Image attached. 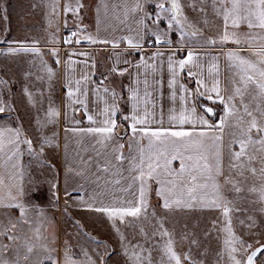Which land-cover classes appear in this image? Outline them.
I'll return each instance as SVG.
<instances>
[{
  "label": "snow or ice",
  "instance_id": "snow-or-ice-1",
  "mask_svg": "<svg viewBox=\"0 0 264 264\" xmlns=\"http://www.w3.org/2000/svg\"><path fill=\"white\" fill-rule=\"evenodd\" d=\"M52 4L55 12L59 7V0H52ZM209 6L212 13L222 19L223 28L217 38H206L203 45H219L221 49L229 43L235 45V48L228 49L224 53L229 68L233 70L230 78L232 87L225 95L218 78V65L213 64L209 72L211 74L212 69H215L217 77L211 86L203 79H196L197 87L189 89L179 83L177 67L183 71L197 59L195 53L188 50L185 58L179 61L169 56L168 66L172 74L168 81L169 99L173 104L177 98L181 102L178 114L175 108L169 109L168 122L172 127H163V117L157 119L147 108L141 114L137 89H129L128 102L131 104V110L128 114L121 112L119 101L122 97L114 89L105 87L104 96H100L99 89H93L98 101L103 100L104 107L96 114H89L88 89L86 87L82 89L79 80L75 82V88L72 87L71 81L66 85L70 111L75 114L83 110L89 126L66 127L65 132L89 136L95 141V145L101 146L104 150L115 145L112 148V159H105L103 152L96 151V156L104 161L101 163L97 160V172L110 173L111 178L106 184H111L121 195L113 192L112 203L107 205L101 200L97 206L96 197H90L93 203H88L83 197L78 203L87 210L106 216L118 237L119 255L124 257V264H154L152 252L155 249H159L162 253L159 264H185V262L204 264V260L193 257L191 248L183 254L176 251L173 233L165 226L167 216L158 215L157 207L164 213L175 210H219L223 217V227H218V222L213 220L212 229L205 233L208 236L212 230H215L225 234L222 250L217 253V264L224 258L225 252L231 264H255L256 258L264 254V244L251 250L253 246L235 234L231 214L241 209L235 208L232 201L227 200L223 195L224 185H231L236 193L242 191L240 181L235 177L244 176L245 172L264 180V0H184V2L158 0L155 7L159 12L154 18L137 0L131 11L143 13L138 21V24L143 26V35L138 32L137 38L121 39L127 40L129 48L137 51L143 50L142 41L149 32L155 44L171 43L167 32L160 33L149 29L145 23V19H151L153 24L158 25L167 16L168 29L173 32L179 31L180 43L183 44L186 38L192 39L202 34L201 29L189 20L185 9H190L194 14L207 15ZM81 7L83 5L79 2L76 8L65 4L64 12L78 13ZM204 22L207 23L206 20ZM243 28L247 31L242 30ZM76 36L77 33L72 32L64 42L70 44L73 42L72 38ZM85 39L92 43L97 42L91 35L85 36ZM99 42L109 43V41ZM75 43H80V40L76 39ZM18 44V47H9L6 51L0 49V54L15 55L24 52L41 56L38 47H29L23 42ZM113 46L117 45L113 43ZM57 51L53 50L52 55L56 56ZM160 55L163 54L157 51L147 59L141 57L133 66L155 69V65H149L147 61L155 60ZM212 59L218 60V57ZM41 63L44 64L48 80L51 81L55 73L47 67L42 57ZM124 63L131 62L125 60ZM112 71H118L123 75L128 69L113 68ZM187 75L196 76L191 71ZM37 79L44 78L38 76ZM83 80L87 81L88 77H83ZM157 84L162 87L160 81H157ZM0 87L7 89L8 81L0 78ZM23 92L29 104L33 107L40 105L38 111L43 110L44 115L35 117L34 138L29 137L23 125L19 123V117L16 118V126L0 123V238L9 241L7 244L0 243V264H33L37 247L42 249L43 255L35 260V264H46V262L47 264H110L116 250L97 241L95 237H90L96 243L92 253L82 247L77 253L67 241L62 249H57L54 234L51 238L45 235L47 228L43 224L33 227L29 212L35 211L38 206L31 204L30 201L26 202L31 190L25 191V165L22 157L27 154L38 164L45 163L42 159L45 149L58 145L55 143L57 133L53 132L49 137L44 134V129L56 124L61 113L52 105L50 96H44L43 91L39 93L40 100L36 99L28 87H25ZM198 97H204L213 103L218 101L223 105L222 115L213 119L217 117L216 111L213 107L203 104L199 106L201 111L197 112ZM45 99L48 101L47 108L43 107ZM145 103L147 104V101ZM15 112L16 109L12 105L0 99V114ZM117 113H120V119L128 122L123 137L117 131L119 127ZM97 116L102 119L98 120ZM72 123L79 125L81 122L73 116ZM152 123L161 126L153 128ZM185 125L191 127L185 128ZM226 135L229 137L227 170ZM125 137L128 139V155L123 151L125 145L118 143ZM91 160L92 158H89L84 163H91ZM174 162L177 166H174ZM68 171L72 172L73 169L69 168ZM83 174V170L76 172V175ZM56 186L55 183H51L52 189ZM249 191L258 192L260 202L264 203V183L259 188L251 187ZM153 193L159 199L156 207L151 203ZM66 195L70 196L71 193L66 191ZM53 198L58 200L59 196L53 192ZM259 211L264 214V207ZM76 223L79 227V222ZM239 223L250 231L259 226L252 216L240 220ZM24 226L29 227L33 235L27 238L21 251L19 241L22 237L18 230ZM122 226L124 229L132 230L131 239L122 230ZM137 236L140 237L139 240H136ZM157 237L160 240H157ZM183 239H189V234L186 233ZM190 243L199 246V241L196 239H191ZM200 255H206V251Z\"/></svg>",
  "mask_w": 264,
  "mask_h": 264
},
{
  "label": "rangeland",
  "instance_id": "rangeland-1",
  "mask_svg": "<svg viewBox=\"0 0 264 264\" xmlns=\"http://www.w3.org/2000/svg\"><path fill=\"white\" fill-rule=\"evenodd\" d=\"M10 2L12 32L10 38H6L7 41L0 43V49L6 51L9 47H18V42H23L26 46L38 47L41 50V56L24 52L15 55L0 54V78L8 81V88L4 89L2 87L5 96L4 101L16 109L15 113L0 114V123H8L11 126H16V118L19 117V123L23 125L29 137L34 138L36 135L35 117L37 115L43 117L44 112L43 110L38 111V109H40L39 104L33 107L28 103L23 89L28 87L37 100L41 99L39 93L43 91L45 97L50 96L52 105L56 108L58 107V101L55 100V98L60 94L61 90L59 88L55 90V88L51 87V83L56 80L55 77L52 78L51 81L48 80L45 66L41 63V57L47 67L50 68L48 64H50L51 60L54 61V59L48 52L59 47L61 50H65L70 48V46H82L84 45L83 41L86 40L85 36H93L97 0H59V7H57L55 12H53L52 0H41L40 3L38 0H10ZM78 2L83 5V7L79 8L78 13L68 12L65 14V4H69L71 7L76 8ZM157 2L158 0H146V12L151 14L153 18L156 13L159 12V9L155 7ZM182 2H184V0H182ZM40 6L42 8H40ZM38 8L41 9V16H38ZM185 12L189 20L201 29L202 34L192 39L186 38L183 45H203V41L206 38H217L222 31L223 21L212 13L210 6L208 7L207 15L203 13L194 14L187 8ZM205 20L207 23L204 22ZM146 22L149 29L160 33L167 32L168 39L171 41L170 45L181 44L179 31L173 32L168 29L167 16H165L158 25L153 24L151 19H146ZM242 30L247 31L246 28ZM72 32H76L77 36L72 38V43H65V39L68 38ZM147 37L148 43L155 44L153 42L154 38L151 36L150 32ZM76 39H79L80 43H75ZM157 46H160V44H157ZM232 48H235V45L229 43L225 45L223 49H220L221 55L224 56V60L226 61V74L228 73L227 94L232 87L230 78L233 75V70L229 68L224 53ZM105 52L108 53L107 50ZM100 60L101 61H98L100 67L99 72L103 74L105 78L108 76L110 77L111 67L106 53H103ZM99 72L97 75L101 77L102 75H99ZM38 76L44 79L38 80ZM113 80L118 85L120 91L124 84V81H122L123 79L115 77ZM43 107H48L47 99L44 100ZM216 113L218 117L222 115L223 105L218 106ZM227 131L226 129V132ZM53 132L57 133L55 138V143L57 144L58 138H60L58 136L60 132L58 122L44 129V134L49 137L52 136ZM228 139L229 137L227 136V140ZM42 159L45 161L43 165L38 164L33 158L26 154V192L31 190L29 196L26 198V202L30 201L31 204L38 206L36 210L42 212L48 211L47 214H49V211H55L60 203V198L58 200L53 198V192L57 195L59 192L58 180L61 173L60 155L57 147L46 148ZM49 165L52 167H49ZM235 179L240 181L242 191L236 193L231 185H224L223 195L227 200L232 201L235 208L241 209V211H234L231 214L232 227L235 234L242 237L247 244H251L253 246L251 250H254L264 244V214L259 211L261 207H264V203L260 202L258 192L253 193L250 192L249 189L253 186L259 188V186L264 183V180L259 177H252L247 172L244 173V176H236ZM51 183L57 185L55 189L51 188ZM158 204L159 202H154L152 205L156 207ZM59 207L61 208L62 206L60 205ZM156 210L158 215L167 216L165 226L173 233L175 249L178 253L183 254L188 252L189 248H191L192 255L195 259L204 260V264H217V253L222 250V241L225 234L215 230H212L208 236H206L205 233L212 229L213 220L218 222V227H223V217L219 210H175L171 213H164L163 210L158 207ZM248 216L254 217L259 225L251 231L239 223L240 220H246ZM43 219L44 227H48L45 235L51 238L54 234V225H52L54 217L51 215L48 217L50 223L52 222L51 225L50 223L47 224L48 219ZM58 220L60 223L62 222V224L70 225V227H64L60 233L59 237L63 239V242L61 243L59 240L58 248L57 245H55L57 249H62L65 241H67L77 253L81 247L87 249L89 253H92L93 249L96 247V243L91 240L90 237H95L97 241H101L116 250L111 257L110 264H124V257L119 255L120 246L118 237L104 214L97 213L96 216L75 214V216L70 215V217L67 218L60 216ZM77 221L79 222V227L77 226ZM32 224L34 223L32 222ZM25 227L27 228V226H24L20 228L18 232H24L26 229ZM122 230L128 234L130 239L132 238L131 229H124L122 226ZM27 232L21 234V241L27 238ZM186 233L189 234V239H183ZM139 239L140 237L137 236L136 240ZM156 239L160 240L159 237ZM191 239L198 240L199 246L191 245ZM162 243L163 241H161V244ZM205 251L206 255L201 256L200 253ZM161 255L162 253L159 249L153 250L152 256L154 264H159ZM256 263L264 264V254L258 256ZM185 264H187V262H185ZM219 264H231L226 252L224 258L219 261Z\"/></svg>",
  "mask_w": 264,
  "mask_h": 264
},
{
  "label": "crops",
  "instance_id": "crops-1",
  "mask_svg": "<svg viewBox=\"0 0 264 264\" xmlns=\"http://www.w3.org/2000/svg\"><path fill=\"white\" fill-rule=\"evenodd\" d=\"M1 1V0H0ZM37 1V0H35ZM39 3L41 0H38ZM137 0H97V5L95 8V22L93 27V36L97 42L92 43L88 40L83 41L82 46H70V48L61 50L57 48V55L53 56L52 51L48 52L53 56V60L50 61V68L53 70L56 81L51 84L52 88L61 90L60 94L55 98L58 101L57 109L60 111V117L58 118V126L60 127V132L57 141V149L60 155L61 162V173L59 175L58 185H59V198L60 203L55 211L42 212L40 210L30 211L29 219L32 220L33 227L44 225V219H48L49 215L54 217L53 224L50 223V219L47 220V224L54 225V235L57 248L59 240L61 243L63 239L60 238V233L64 227L68 228L70 225L62 224L58 218L70 217V215L75 216L78 214H85L88 216H96L97 212L87 210L81 207L78 203L79 199L83 197L88 203H93L90 197H96V205L99 206L102 200L104 204H110L113 200V192L116 195H121L117 189L113 188L111 184H106L110 177V173H100L97 172V160L101 163L104 161L96 156V151L99 150L104 153L105 159H112V148L114 144L104 150L99 145H95V141L89 137L82 134H74L72 132H65V128L71 127H88L89 122L86 119V115L83 110L72 113L70 111L71 105L66 96L67 87L69 81L72 82V87L75 88L76 81H81L80 87L88 89V109L89 114L98 113L103 107V100L97 99V96L93 93V89H99L100 96H104L103 89L108 87L109 89H114L122 97L119 104L121 112L128 114L131 110V104L128 102V97L130 96L129 89H137L139 93V107L141 114H143L145 108L149 112L154 113L155 117L159 119L163 117V127H172L168 122L169 109L175 108L177 114L181 108V102L177 98L175 104H173L170 99V89L168 88V81L171 78V72L168 66V57L172 56L175 61L185 58L188 50L195 53L197 59L190 65L186 66L183 71L179 72L178 80L179 83L186 85L189 89H195L197 87L195 81L196 79H203L206 84L211 86L214 79L217 77L215 69H212L210 74L209 69L213 64H217L219 68L218 78L220 80L221 88L224 90V94H227L228 89V73L226 74V61L224 56L221 55V48L218 45H163L157 46V44L148 43V37L145 36L144 41H142L144 47L142 51H137L129 48L127 40L121 39L123 37L137 38V33L140 32L143 35V26L138 24L139 19L143 16L142 12H133L131 9L135 6ZM141 5L146 11V0H139ZM10 0H2L0 2V41H7L6 38L11 36V7ZM40 8H42L40 6ZM38 8V16H41V9ZM37 14V13H35ZM6 17V18H5ZM25 18V17H24ZM145 23L146 19H145ZM88 41V42H86ZM99 41H109V43H101ZM115 43L117 46H113ZM159 45V44H158ZM108 51L105 52V51ZM157 51L161 52L163 55L157 56L155 60H148L149 65H155V69L152 67L136 68L133 65L138 63L141 57L147 59L152 56L153 53ZM106 53L110 67L111 73L110 77H103V74L99 72V62L101 61V56ZM213 57H218V60H213ZM59 60V63H57ZM130 61L131 63H124V61ZM116 68L122 70L127 68L128 71L123 75L119 72H113L112 69ZM191 71L196 74V76H188L187 73ZM102 75L99 77L97 74ZM87 76L88 80L84 81L83 77ZM103 79L101 80V78ZM122 78L124 84L122 85L120 91L118 85L113 80L114 78ZM147 81V84H145ZM157 81L162 83V87L157 84ZM203 91V89H202ZM53 92V90H52ZM148 93L149 95H145ZM178 92V96H179ZM214 95V94H213ZM55 96V95H54ZM59 97V98H58ZM4 91L0 87V99L4 100ZM107 98V97H105ZM147 101V104L145 103ZM204 102V104H203ZM197 112H200V105H210L212 107H218L221 104L217 101L213 103L211 100H207L204 97L196 98ZM155 105V107H153ZM79 107V106H77ZM67 114V115H66ZM75 117L81 123L75 125L72 123V118ZM117 123L119 125L117 131L120 136H125V131L128 127V122L120 119V113H117ZM214 117L213 119H216ZM97 119H102V117L97 116ZM153 128L160 127L161 125L157 123H152ZM185 128H190V125H185ZM227 135L225 136V167L227 166ZM118 143H123L125 145L123 151L125 155H128V139L125 137L119 140ZM95 145V147H94ZM60 147V150H59ZM92 158L91 163L85 164L84 161H88ZM59 159V158H58ZM23 163L25 165V178L24 186L26 191V154L22 157ZM60 165V163H59ZM174 166L176 162H174ZM73 169L69 172L68 169ZM83 170V175H76V172ZM127 174V173H125ZM99 177V179H98ZM223 184V179H221ZM155 187V185H153ZM66 191L70 192L71 195H66ZM224 193V187H223ZM159 202V199L153 193L151 196V203ZM64 208H60L59 206ZM206 210V209H205ZM214 211V210H206ZM40 213H43L41 215ZM26 228V227H25ZM48 228V227H47ZM28 232H27V231ZM24 232H27V238L33 235L32 230L27 227ZM24 232L19 233L20 235ZM27 238L23 241H19L21 245V251H23V245L27 242ZM36 242V241H34ZM0 243L7 244L4 238H0ZM37 244L39 242H36ZM36 254L33 257V264L35 260L43 255L42 249L37 247L35 250ZM47 264V262H46Z\"/></svg>",
  "mask_w": 264,
  "mask_h": 264
},
{
  "label": "water",
  "instance_id": "water-1",
  "mask_svg": "<svg viewBox=\"0 0 264 264\" xmlns=\"http://www.w3.org/2000/svg\"><path fill=\"white\" fill-rule=\"evenodd\" d=\"M168 44H170V43H162V44H160V45H168ZM260 247V246H259ZM258 248V247H257ZM258 258V257H257ZM256 258V259H257ZM255 264H258V263H256V261H255Z\"/></svg>",
  "mask_w": 264,
  "mask_h": 264
},
{
  "label": "trees",
  "instance_id": "trees-1",
  "mask_svg": "<svg viewBox=\"0 0 264 264\" xmlns=\"http://www.w3.org/2000/svg\"><path fill=\"white\" fill-rule=\"evenodd\" d=\"M203 104H204V102H203ZM207 106H210V105H207ZM210 107H212V106H210ZM213 109H214L215 111H217L218 107H213ZM217 113H218V112H217Z\"/></svg>",
  "mask_w": 264,
  "mask_h": 264
},
{
  "label": "built area",
  "instance_id": "built-area-1",
  "mask_svg": "<svg viewBox=\"0 0 264 264\" xmlns=\"http://www.w3.org/2000/svg\"><path fill=\"white\" fill-rule=\"evenodd\" d=\"M67 36V35H66Z\"/></svg>",
  "mask_w": 264,
  "mask_h": 264
}]
</instances>
